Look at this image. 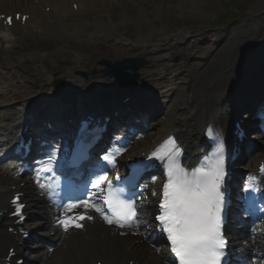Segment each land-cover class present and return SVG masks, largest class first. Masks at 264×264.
<instances>
[{
    "label": "bare ground",
    "instance_id": "obj_1",
    "mask_svg": "<svg viewBox=\"0 0 264 264\" xmlns=\"http://www.w3.org/2000/svg\"><path fill=\"white\" fill-rule=\"evenodd\" d=\"M3 1L6 4L2 5H8L13 2L15 6H24L30 10L28 12L31 16L25 25L15 21L12 28L0 26V44L5 42L9 44V47L3 46L1 49L2 56L14 57L18 53L15 46L20 42V38L25 31L34 32L37 29L57 39L66 37L69 33L77 34L76 36L79 37L88 31V27H85L84 16L90 13H95L96 16V19L91 24L93 28L90 33L99 36L104 35L108 39L112 38L114 34L113 28L104 21L105 16L100 10L109 11L112 8H116L115 2L118 0ZM72 3H77V11L73 8ZM46 6L51 7L49 12L46 11ZM251 9V19L259 21V23L263 24V27L253 32L243 33L241 42L236 37L228 39L226 43L223 42L224 44L217 47L211 53V56L205 59L199 79L190 76L186 84L180 85L175 89L173 84L172 87L167 88L166 94L162 96L168 100L165 102L167 103L166 116L156 128V131L153 132L154 134L150 135L146 145H152L153 142L171 134L175 130L178 132L179 142L184 146L187 154L190 157H194L197 154L196 152L203 147L201 140L205 129L208 128L212 132L217 133L223 141L230 139L233 125L238 120L236 117L242 109L241 107H243L242 102L244 101L241 97L240 89L250 77L251 72L264 67V0L253 5ZM78 14L80 17L78 16L77 18L75 15ZM71 17L75 18V20L67 26L66 21ZM154 38V35H149L144 40L147 48L154 45L152 44ZM4 61L0 58V66L4 65ZM66 61L69 64L73 62L71 60ZM6 62L7 64H12V60L7 59ZM26 62L28 61L23 60L20 63L26 64ZM168 69L169 67H166L167 71ZM146 71L147 76L151 77H148L149 81L147 82L156 81L157 72L151 71V69ZM179 74H177L176 79H179ZM261 74L264 76V72ZM77 76L78 74L70 72L67 86H60L58 90L50 89L48 93L37 92L40 87L36 85L10 84L4 96L7 97L6 100L8 102L17 101V99L24 97L26 99L23 105L24 108L20 111H16L11 103L0 108V141L11 137L14 129H16L14 125H18L19 117L23 119L31 118L34 111L39 110L41 104L48 103L50 98H56L65 107L68 106L65 111L67 116L68 114L72 116L79 109H94L98 101L104 103L106 98L119 94V90H115L116 85L118 86L117 81L112 80V78L97 75L107 83H103L95 91H89L78 89L74 85L73 81ZM0 78H4V75H0ZM162 83H164V86L159 85L160 88L169 86L165 82ZM121 91L123 93L126 90L121 87ZM127 92L128 94H126L131 95L133 98V102L139 103L137 107H140V112L142 110L145 111L146 118L155 116L154 113L157 109L149 103L150 99L146 101L145 97L140 93ZM258 93L259 91L253 93L251 99L257 98ZM31 108L33 109L31 110ZM53 115L59 116L58 113ZM137 150L139 149L134 151ZM2 173L7 175L9 182H16L11 176L12 173L5 170ZM21 180L27 183L24 187L27 192L35 190L32 182L27 181L26 178ZM6 188V186L0 185V210L2 211L9 207L6 202L9 199ZM42 203V201L32 198L29 201L32 209L30 211H35L40 216L41 226L49 228L50 234L48 237L51 241L57 243L54 251L46 252L43 264H95L98 259H103L102 264H120L122 261L128 264L127 261L130 260H136L141 263V259L146 256L145 254L158 255V261H166L168 258V253L158 250L155 245L153 248L147 243L146 245L145 243H140L139 240L144 239L147 233H154L150 228L151 225L143 226L138 236L130 235L129 233L123 235L112 224L109 225L97 219L86 223L83 229L69 230L64 233L49 224V217L54 212L52 208L48 207L46 210L33 209L39 208L40 205H43ZM5 212L7 213V211ZM5 212L0 215L1 259L2 256L5 257L7 255L8 248L12 245H15L16 251L20 252L19 247L16 245L17 239L15 235H10L6 228L11 220L6 217ZM93 212L96 213L95 211ZM256 245L261 249L264 248V238L257 237ZM145 246L147 250H144ZM246 247L248 248L247 245ZM140 252L143 253V256L139 254ZM147 261H149L148 258ZM256 264H261V262L257 261Z\"/></svg>",
    "mask_w": 264,
    "mask_h": 264
},
{
    "label": "rangeland",
    "instance_id": "obj_2",
    "mask_svg": "<svg viewBox=\"0 0 264 264\" xmlns=\"http://www.w3.org/2000/svg\"><path fill=\"white\" fill-rule=\"evenodd\" d=\"M252 1L254 0H198L197 4H193L195 6L185 7L184 0H123L116 3L115 9L103 10L107 22L110 23V13L117 20L111 26L120 27L127 32L122 36L116 35L119 38L122 37L127 44L128 49L123 52L121 50L108 51L104 45L99 46L97 42H94L93 38L85 40L76 39V36H69L73 40L62 38L61 41L57 42L53 37L39 33L36 36L22 39L18 45V49L21 50L20 54L12 59L17 62L16 66L14 68L0 67V72L4 75L14 76V80H12L14 83L22 81V78L28 75V84L45 86L43 90H48L51 85H55L53 84L55 80L64 79L66 81V76L71 70L91 71L96 69L100 71L102 58L113 61L123 59L126 56L139 55L150 60L146 67L141 68V79L147 69H158L157 79H159L158 82H162L160 76L166 75L164 65L174 64L178 65V68L175 70L173 67V70L166 75V81L169 80L168 85L174 81L177 86L186 83L185 76L190 75V73L193 77L200 78L201 72L196 64L201 57L210 56L215 48L208 41L190 43L191 40H197L198 37H201L199 33L203 34L205 31L211 30L212 33L225 35L228 31L235 30L239 36L238 41L241 42L243 33L253 32L263 27L259 21L252 22L247 14L237 18V15L241 14L242 8L247 6L248 13H250L253 5L262 0ZM192 3L188 2V5H192ZM132 14L134 15L131 20L128 17ZM154 22L155 24H153ZM224 22H227L226 26L223 25ZM180 26L183 27V32H180ZM250 26L251 28H249ZM152 32L164 39L168 37L164 44L162 42L159 46L158 49L161 50L157 51L156 60L152 57L153 54L141 45L144 44L142 38ZM245 37L247 36L245 35ZM97 39L101 41V38L97 37ZM178 40L179 44L177 45ZM136 44H138V49H131V46ZM113 47L115 45L112 44L111 49ZM62 49L67 50V52H63L57 57L58 50ZM62 57L71 58L75 62L74 65H66V62L61 60ZM23 60L28 62L21 64L20 61ZM81 61H86L88 64L80 68L78 64ZM179 72L182 79L175 80L174 75ZM2 83L0 82V89ZM147 87L148 92L156 97H158L155 94L156 91L164 92L163 89H157L155 86L148 85ZM21 103L17 101L14 105L19 107Z\"/></svg>",
    "mask_w": 264,
    "mask_h": 264
},
{
    "label": "snow or ice",
    "instance_id": "obj_3",
    "mask_svg": "<svg viewBox=\"0 0 264 264\" xmlns=\"http://www.w3.org/2000/svg\"><path fill=\"white\" fill-rule=\"evenodd\" d=\"M12 22L9 17L8 23ZM209 135H212L209 130ZM180 152L174 139L169 138L164 145L152 153L159 159L167 158L169 168L167 182L163 185L160 214L156 219L164 232L167 233L171 251L179 259L180 264H221L225 257L226 240L222 233V211L224 208L221 185L224 179L223 161L217 158L209 167H197L187 171L175 165L173 158ZM43 166L44 171H51V160ZM109 165L115 164L111 151L102 157ZM261 171H264L262 166ZM107 181L106 187L105 182ZM256 177H250L246 191L255 190ZM45 187V185H41ZM92 188L100 193V204L91 202L93 197L81 200L78 204L84 208L99 213L103 220L118 227L138 225L137 205L133 199H126L122 189H113L111 181L105 175H99L92 182ZM155 194V193H154ZM18 197L13 201L16 204L15 214L24 219L21 211L23 204L18 203ZM77 203L67 205L69 209L78 206ZM92 220L91 215H79L57 221L65 230L70 226L82 228L76 220Z\"/></svg>",
    "mask_w": 264,
    "mask_h": 264
}]
</instances>
